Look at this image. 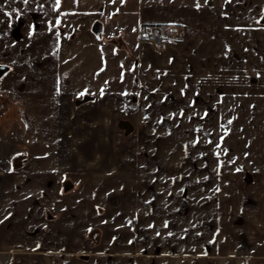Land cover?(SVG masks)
<instances>
[{"label":"crops","instance_id":"obj_1","mask_svg":"<svg viewBox=\"0 0 264 264\" xmlns=\"http://www.w3.org/2000/svg\"><path fill=\"white\" fill-rule=\"evenodd\" d=\"M262 16L264 0H0V65L7 68L0 76V255H21L10 264H98L76 262V245L54 249L72 232L56 218L65 215L56 208L67 206L63 178L85 166L82 146L68 150L62 132L99 127L101 111L121 95L133 110H203L201 124L210 129L199 186L210 197L202 228L185 235L198 246L129 264H264V116L241 142L234 135V152L218 148L232 141L227 131L229 139L220 136L226 111L249 101L254 116L264 113ZM146 25L169 26L178 37L154 46L140 38ZM194 94L216 99L195 104ZM233 112L229 128L239 127ZM256 140L261 150L244 151ZM188 171L195 172L194 159ZM140 213L141 221L149 215Z\"/></svg>","mask_w":264,"mask_h":264},{"label":"rangeland","instance_id":"obj_2","mask_svg":"<svg viewBox=\"0 0 264 264\" xmlns=\"http://www.w3.org/2000/svg\"><path fill=\"white\" fill-rule=\"evenodd\" d=\"M177 37L176 31L171 39ZM184 97L185 102L192 98L191 94ZM133 98L130 99L131 105H134ZM215 99L216 96L194 94L195 104ZM113 100L112 109L101 111V123L104 125L62 129L68 150H73L77 144V149L82 146L79 153L85 166L76 176L72 174L63 178L66 179V191L61 186L59 196L65 198L67 206L56 208L58 215L65 210L64 216L61 214L56 218L59 224L62 221L72 227V232H68V238L61 239L54 249H74L76 245L80 248L76 262L80 259L83 263L98 264H129L140 258L156 263L157 259L182 257L184 255L180 254L189 251L187 246H198L200 239L191 238L188 241L185 235L187 230L197 233V229L202 228L204 200L210 197L209 191L204 194L199 188L202 184V155L208 150L206 139L210 132L201 124L204 112L133 110L124 106L121 95H115ZM234 106L233 103L228 108L234 109ZM249 106V101L239 102L235 112L231 109L229 113L226 111L220 136L225 141L231 135L232 143L228 140L218 143V148L220 145L224 150L227 148V151L234 152L232 150L237 146L234 135L241 142L242 137L254 128L250 125L254 126L258 119L263 120L264 113L254 116L248 110ZM232 112V121L239 127L227 126V117H231ZM217 134L219 131L216 128L215 136ZM161 138L162 143L158 140ZM216 144L211 143L212 152H216ZM247 147L244 151L249 153L262 149L257 140ZM155 152L161 154V160L156 158L159 154ZM189 158L191 161L194 159V173L188 171ZM165 164L172 171H164ZM165 177L172 180L167 181ZM188 181L195 186L192 184L191 192L187 190ZM139 186H145V189ZM140 210L149 214L145 220L142 217L141 221ZM75 212L82 214L76 217L77 221L74 220ZM78 225L81 232L76 234L73 228L77 226L78 230ZM74 234L80 238L75 239ZM13 257L18 261L21 255H0V264H10Z\"/></svg>","mask_w":264,"mask_h":264},{"label":"built area","instance_id":"obj_3","mask_svg":"<svg viewBox=\"0 0 264 264\" xmlns=\"http://www.w3.org/2000/svg\"><path fill=\"white\" fill-rule=\"evenodd\" d=\"M140 38L154 46H161L176 35V30L166 25H147L140 29Z\"/></svg>","mask_w":264,"mask_h":264},{"label":"water","instance_id":"obj_4","mask_svg":"<svg viewBox=\"0 0 264 264\" xmlns=\"http://www.w3.org/2000/svg\"><path fill=\"white\" fill-rule=\"evenodd\" d=\"M264 21V16L262 17V19H261V22H263ZM6 70H7V68L5 67V66H0V76L4 73V72H6Z\"/></svg>","mask_w":264,"mask_h":264},{"label":"snow or ice","instance_id":"obj_5","mask_svg":"<svg viewBox=\"0 0 264 264\" xmlns=\"http://www.w3.org/2000/svg\"><path fill=\"white\" fill-rule=\"evenodd\" d=\"M28 2V0H25V3H27ZM57 3H59V0H57Z\"/></svg>","mask_w":264,"mask_h":264}]
</instances>
